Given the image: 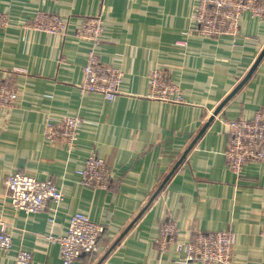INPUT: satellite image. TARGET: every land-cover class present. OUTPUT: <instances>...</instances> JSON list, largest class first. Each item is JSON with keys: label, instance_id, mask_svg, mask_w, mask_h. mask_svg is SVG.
<instances>
[{"label": "crops", "instance_id": "obj_1", "mask_svg": "<svg viewBox=\"0 0 264 264\" xmlns=\"http://www.w3.org/2000/svg\"><path fill=\"white\" fill-rule=\"evenodd\" d=\"M199 1L0 0V11L12 20L0 27V70H16L9 80L20 91L15 107H0V228L3 223L13 237L10 252L0 249V264H13L20 249L33 253V264H63L60 246L46 235L64 234L77 211L104 223L106 231L98 254L71 264H183L174 245L163 252L157 242L168 218L177 223L182 240L199 231L233 230L230 264H264V162L249 163L238 175L225 155L226 119L264 113V55L244 81L264 51V19L244 13L237 34L205 37L195 30ZM41 10L69 19L68 33L25 27ZM97 14L106 25L97 52L124 71L114 100L80 87L93 42L75 28ZM156 67L180 87L186 102L148 95V74ZM77 114L84 123L72 149L44 137L50 116ZM94 151L110 169L109 189L80 181L77 170ZM18 170L53 177L65 200L56 210L50 202L39 213L15 212L4 180Z\"/></svg>", "mask_w": 264, "mask_h": 264}, {"label": "built area", "instance_id": "obj_2", "mask_svg": "<svg viewBox=\"0 0 264 264\" xmlns=\"http://www.w3.org/2000/svg\"><path fill=\"white\" fill-rule=\"evenodd\" d=\"M249 13L264 19V0H200L193 14L195 30L205 37L216 38L222 34L235 35L240 28L241 17ZM12 24L10 14L0 11V27ZM24 26L34 30H46L67 34L69 19L61 14L41 10ZM106 30L101 14L85 17L75 28L77 35L91 39L93 47L83 66V92L100 93L114 100L121 92L124 71L104 62L97 46ZM16 72V70H13ZM13 72L0 70V107L11 109L18 104L20 91L9 78ZM149 96L163 101L186 102L183 91L170 82L162 68H153L148 74ZM84 119L81 115H68L62 118L50 116L45 124L44 137L49 141L63 140L72 149L80 138ZM229 127V143L225 151L229 165L234 173L241 175L249 163L264 162V113L258 110L253 118L239 117L226 119ZM81 183L109 189L112 176L107 162L98 154L91 152L84 165L77 170ZM6 196L12 210L25 213H39L53 202L54 209L65 200L63 188L51 176L37 177L18 170L5 177ZM55 217H51L54 222ZM105 224L92 219L83 211L70 217L67 231L56 235L50 231L46 237L60 246L63 264H71L81 256L98 254L102 248ZM264 236V229L262 231ZM159 248L166 252L172 245L176 247L179 260L183 264L201 260L205 264H230L236 244L233 230L199 231L187 239H180V228L174 219L163 220L157 238ZM0 249L10 252L13 249L12 234L2 223L0 228ZM13 264H33V253L20 249Z\"/></svg>", "mask_w": 264, "mask_h": 264}, {"label": "water", "instance_id": "obj_3", "mask_svg": "<svg viewBox=\"0 0 264 264\" xmlns=\"http://www.w3.org/2000/svg\"><path fill=\"white\" fill-rule=\"evenodd\" d=\"M264 55V51L262 52L260 58H258V60L256 61V63L254 64L250 74L244 79V81L251 75V73L253 72V70L256 68V66L258 65L259 61L261 60L262 56ZM242 84V83H241ZM240 84V85H241ZM235 92H233L230 96H228V98L225 100L228 101L231 96L234 94ZM224 102V103H225ZM223 105V104H222ZM221 106H219L214 113L210 116V118L207 120L206 124L203 126V128L200 130V132L198 133V135L196 136V138L193 140L192 144H190V146L186 149V151L183 153V155L179 158V160L176 162L175 166L172 168V170L169 172V174L166 176V178L163 180L162 184L159 186V188L155 191V193L151 196L149 202L147 203V205L145 206V208L143 209V211L152 203V201L157 197V195L159 194V192L161 191V189L164 187V185L166 184V182L169 180V178L172 176V174L174 173V171L177 169V167L184 161V159L186 158L189 150L193 147V145L195 144V142L197 141V139L204 133V131L206 130V128L210 125V123L214 120L215 116L218 114V112L221 109ZM142 211V212H143ZM141 212V213H142Z\"/></svg>", "mask_w": 264, "mask_h": 264}, {"label": "rangeland", "instance_id": "obj_4", "mask_svg": "<svg viewBox=\"0 0 264 264\" xmlns=\"http://www.w3.org/2000/svg\"><path fill=\"white\" fill-rule=\"evenodd\" d=\"M183 103H184V102H183ZM213 113H214V112H213ZM213 113H212V114H213Z\"/></svg>", "mask_w": 264, "mask_h": 264}, {"label": "trees", "instance_id": "obj_5", "mask_svg": "<svg viewBox=\"0 0 264 264\" xmlns=\"http://www.w3.org/2000/svg\"><path fill=\"white\" fill-rule=\"evenodd\" d=\"M112 184V183H111ZM110 187H111V185H110Z\"/></svg>", "mask_w": 264, "mask_h": 264}]
</instances>
